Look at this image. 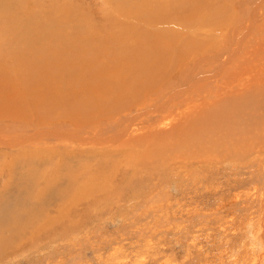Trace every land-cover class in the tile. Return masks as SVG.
Instances as JSON below:
<instances>
[{"label": "rangeland", "instance_id": "rangeland-1", "mask_svg": "<svg viewBox=\"0 0 264 264\" xmlns=\"http://www.w3.org/2000/svg\"><path fill=\"white\" fill-rule=\"evenodd\" d=\"M147 1L3 0L9 27L30 21L26 44L59 39L73 50L96 33L81 47L99 48L71 59V73L35 81L42 69L4 61L28 53L0 29V264H264L252 240L264 183V0H194L189 15L173 12L183 0ZM148 7L163 17L148 20ZM51 8L66 10L61 21H36ZM134 35L168 50L142 84L129 74L136 58L116 57L140 50ZM45 90L63 102L52 112L40 109ZM90 92L99 101L82 105Z\"/></svg>", "mask_w": 264, "mask_h": 264}, {"label": "bare ground", "instance_id": "bare-ground-1", "mask_svg": "<svg viewBox=\"0 0 264 264\" xmlns=\"http://www.w3.org/2000/svg\"><path fill=\"white\" fill-rule=\"evenodd\" d=\"M156 1V0H155ZM197 1V0H196ZM196 1H194V0H183L180 4H179V6H177V9H176V11H173V12H179V11H185L186 13H188V15H189V13L191 14V13H194L195 12V10H197L198 9V7H199V4L200 3H196ZM178 2H180V0H178L177 1V3ZM2 3H3V0H0V10H1V12H0V29L1 30H3L2 31V34L3 33H7V34H13L14 35V33L15 32H17L18 34H16V35H18V36H20L19 37V39H20V43H22V45H23V47L20 49V50H23L24 48V52L26 51V53H28V60H27V58H23V57H21V56H23V53H21V52H19V50H12L13 52H17V54H13L12 56H10V52H8V57H6L5 58V60L4 61H6V59L7 58H10L11 60H16V59H22L23 61H27V63H26V65L29 67V66H31V67H33L34 68V70H36V69H42V71H36L37 73H36V75L34 76V80L36 79V78H39V77H41V76H43V74L44 73H49L50 74V78L51 77H53L52 79H51V81H54L55 80V78H57L58 76H63V72L64 71H66V73L67 74H69V73H71V72H69L68 73V71L69 70H73V69H70L69 68V66H73V64H71V59H73L74 60V57L76 56V60L83 54V52L84 53H86V55L89 53V51H90V48H89V50H87V49H84V48H82L83 47V43H84V41L85 40H90V39H93L94 38V35L96 34V33H89V34H87L86 36H84V41H81V45H82V47H81V45L80 46H77V47H74V48H76V49H73L72 50V47H68L67 45H65L62 41V43H60V41H59V39L57 40V43H55L56 41L55 40H53L52 42H50V44L49 45H47V47H49V48H47V49H42V48H39L40 46H37V47H33V46H30L29 44H26V37L29 35V32H30V30H31V28L29 27L30 26V21H28V22H26V23H24L27 27H26V29L24 30V31H21L20 29H19V25L18 26H16V24H15V22H13L14 24H12L10 27L7 25V22L10 20V19H7L5 16H4V12H2ZM155 2L154 1H152V0H148L147 1V3H146V5H152V4H154ZM138 6H141V5H135V8L136 7H138ZM143 7V6H142ZM144 8V7H143ZM140 9V10H139ZM65 11L66 10H56L55 8H51L48 12H45V13H42V14H40L39 15V17H35V19H36V21H38L39 19H41L42 20V17H43V15L45 14L46 16H47V18H53V19H56V20H60L61 21V19H59L60 17H59V14L61 13V15H63L64 13H65ZM141 11V7H138V12H140ZM146 12L148 13V12H150L147 16V18H148V20H152V21H154V20H157V19H160V18H162L163 17V15H164V11L162 10V9H159V10H154V8H152V7H148V10H146ZM143 13V12H142ZM223 15H225V12H222V13H220V15H210L207 19L208 20H205V21H209V20H211V19H218L219 17H222ZM45 23H43V25H44ZM13 29V30H12ZM11 30H12V32H11ZM120 34H122V35H124V36H130L131 35V32H124V30H117ZM1 32V31H0ZM11 32V33H10ZM14 32V33H13ZM106 33L107 34H109V31H106ZM3 35V36H8L9 37V35ZM83 34H84V32H83ZM82 34V32H77V33H74V34H72V36H71V40H75V38H77L78 36V38L77 39H80V37L83 35ZM89 35V36H88ZM15 36V35H14ZM13 36V37H14ZM44 36V35H43ZM46 36V35H45ZM83 37V36H82ZM93 37V38H92ZM107 38V37H106ZM106 38H104V40H106ZM131 38H134L133 40H135L136 42H138L139 43V46H138V48H140V50H136L137 48H133L132 50H130V49H128V47L127 48H122L121 50L122 51H118V53L119 52H121V54L119 53V55H117L116 54V57L118 56V57H120L119 58V61H120V59L121 58H123V59H127V57H128V59H132V58H136V62L135 63H133L132 65H131V69L127 66V69L129 68L130 70H132V72H129V74L131 75V74H134V75H136L135 77L133 76V78H134V82H136L135 84H142V82H148L150 79H149V77L151 76V78H152V75H153V72L154 71H156V69L158 68V66L162 63V61H163V59H164V57L162 58V56H165V55H167L168 54V50H162V49H160V46L157 44V43H159V42H157V40H159V39H156V42L151 38V37H146V36H144V38H146V41L144 40V38H142V36L140 35V36H136V35H134V37H131ZM152 40H151V39ZM158 38V37H157ZM42 39V38H41ZM95 39V38H94ZM5 40V39H4ZM10 41V38L9 39H7V41ZM12 40V39H11ZM87 40V41H88ZM103 40V41H104ZM132 40V41H133ZM2 41H3V39H2ZM15 41H16V39H15ZM42 41V40H41ZM108 41V40H107ZM148 41V42H147ZM160 41V40H159ZM67 43H68V41H66ZM92 41H90V43H91ZM102 42V41H101ZM130 42V41H129ZM89 43V42H88ZM104 43H106L105 41H104ZM59 44V45H58ZM107 44V43H106ZM21 45V46H22ZM20 46V47H21ZM46 46V45H45ZM45 46L43 47V48H45ZM99 46V45H98ZM101 47V46H100ZM153 47H154V49H153ZM99 48V47H98ZM98 48H97V45L95 44L93 47H92V52H90L91 54H88L89 56L90 55H92V56H94L95 57V55H97L98 54ZM83 49L84 50H86V51H83ZM150 49H153L152 51L150 50ZM80 52V51H83V52H80V53H78V51ZM150 50V52L148 53V51ZM88 51V52H87ZM99 51H101V50H99ZM141 52V53H140ZM171 51H169V54H171L170 53ZM25 53V55H27ZM139 53V54H138ZM148 53V54H147ZM99 54H101L100 52H99ZM84 55V54H83ZM3 56V55H2ZM25 57V56H24ZM91 57V56H90ZM139 57L141 58V59H139ZM87 58V57H86ZM96 59V58H95ZM3 60V59H2ZM11 60H9V62L11 61ZM81 60V59H80ZM116 61H117V59H116ZM119 61H117V63L119 62ZM125 61V60H124ZM141 61H143V62H141ZM76 62V61H75ZM121 62H122V60H121ZM120 62V63H121ZM128 62V61H127ZM4 64V62L3 61H1V57H0V66H1V64ZM13 63V62H12ZM80 63V62H79ZM116 63V64H117ZM119 63V64H120ZM2 64V65H3ZM76 64V63H75ZM78 64V63H77ZM92 64V63H91ZM90 64V65H91ZM93 64H95V63H93ZM96 65V64H95ZM104 65V64H103ZM118 65V64H117ZM116 65V66H117ZM121 65H124V64H121ZM82 66H84V65H82ZM89 66V65H88ZM88 66L86 65V69H89L88 68ZM109 66V65H108ZM113 66V65H112ZM76 67V66H75ZM75 67H74V70H75ZM77 67H79V64H78V66ZM90 67V66H89ZM91 67H92V65H91ZM120 67H123V66H120ZM2 68V67H1ZM104 68V70H107L106 68H105V66L103 67ZM102 68V69H103ZM125 68V67H124ZM14 69V68H13ZM82 69V68H81ZM94 69V68H93ZM8 70V69H7ZM101 70V69H100ZM103 70V71H104ZM84 71V70H83ZM93 71V70H92ZM95 71V70H94ZM99 70L97 69V71H96V73L98 72ZM119 71V70H118ZM105 72V71H104ZM157 72V71H156ZM76 73V72H75ZM83 73V72H82ZM86 73H89L88 71H86ZM81 74V73H80ZM80 74H79V76H80ZM84 74H85V72H84ZM100 74H101V72L99 71L98 72V75L97 76H99L100 77ZM119 74H121V76L120 77H123L124 78V76H126L127 77V75L128 74H126L125 75V73L122 71V72H120ZM91 75H92V73H91ZM95 75V74H94ZM102 75V74H101ZM114 75V74H113ZM3 76V75H2ZM88 76V75H87ZM85 77V78H88L89 79V76L88 77ZM96 76V75H95ZM64 77H65V75H64ZM64 77H62V79L64 78ZM99 77H98V79H99ZM115 77V76H114ZM120 77H118V78H120ZM30 78H32V76L30 77ZM29 78V80H33V79H30ZM78 78V77H77ZM96 78V77H95ZM116 78V77H115ZM131 78V77H130ZM60 79H61V77H60ZM69 79V78H68ZM78 79H80V78H78ZM82 79V78H81ZM117 79V78H116ZM64 80H65V78H64ZM104 80V79H103ZM115 80V79H114ZM125 80V79H124ZM133 80V79H132ZM36 81V80H35ZM106 81H107V79H106ZM105 81V82H106ZM128 81V80H127ZM130 81V80H129ZM58 82H62V81H59V80H56L55 81V83H58ZM88 82V81H87ZM92 82V81H91ZM110 82V81H109ZM111 82H113V81H111ZM118 82H120V81H118ZM117 82V83H118ZM36 83H38V81L36 82ZM46 83V82H45ZM48 83V82H47ZM99 82H95V85H93V89L91 90V91H95V90H99V89H102V85L100 86V85H96V84H98ZM123 83V82H122ZM27 84V83H26ZM51 84V83H50ZM23 85V84H22ZM36 85V84H35ZM38 85H41L40 83L38 84ZM85 85V84H84ZM90 85V84H89ZM106 85H108V84H106ZM113 85V84H112ZM49 86V85H48ZM57 90L56 91H60V87H64L63 86V84H61V83H58L57 84ZM120 86V85H119ZM122 86V85H121ZM120 86V87H121ZM126 86V85H125ZM135 86V85H134ZM41 88H42V86H40ZM46 87H47V85H46ZM51 87L53 88L54 87V85H51ZM50 87V88H51ZM84 87V86H83ZM107 87V86H106ZM109 87V86H108ZM124 87V86H123ZM128 87H131V86H128ZM133 87V86H132ZM45 87H43V89H44ZM51 88V89H52ZM85 88H88V86L86 87L85 86ZM92 87H90V89H91ZM110 88V87H109ZM118 88V87H117ZM22 89V88H21ZM36 89V88H35ZM40 89V88H39ZM43 89H40V90H43ZM45 89H47V88H45ZM50 89V90H51ZM55 89V88H54ZM116 89V88H115ZM134 89V88H133ZM27 90V89H26ZM48 90V89H47ZM47 90H45L46 92H47V94H48V97H49V99L48 98H46L47 100H48V102L47 101H45V103H46V107H43V108H41L40 107V109H41V111H44V110H47V112L50 110L51 111V109L53 108V107H55V106H60L63 102H61V101H59V100H57V98L58 97H56V96H54V95H49L50 93H48V91ZM49 90V91H50ZM111 90V89H110ZM126 89H124V88H122V90H121V92H123V91H125ZM22 91V90H21ZM29 90H27V92H28ZM32 91H34V90H32ZM85 91H86V89H85ZM89 91V90H88ZM93 91V92H94ZM107 91V90H106ZM97 92V91H96ZM99 92V91H98ZM101 92V91H100ZM104 92V91H103ZM14 93V92H13ZM31 93V92H30ZM29 93V94H30ZM44 93L45 92H43V101H44V98H45V95H44ZM61 93V92H60ZM91 93V92H90ZM258 93H263L264 94V92H258L257 91V94ZM41 94V93H40ZM39 94V95H40ZM46 94V95H47ZM85 94V93H84ZM99 94V93H98ZM118 94H119V91H118ZM124 94V93H123ZM38 95V94H37ZM24 96V95H23ZM28 96V95H27ZM31 96V95H30ZM34 96H36V95H33V97ZM98 96V95H97ZM124 96V95H123ZM11 97H13V96H11ZM10 97V98H11ZM56 97V98H55ZM59 97H61V95H59ZM76 97V96H75ZM75 97H73V98H75ZM88 97V98H87ZM100 97V96H99ZM103 97V96H102ZM101 97V98H102ZM120 96H118V98H119ZM130 97V96H129ZM9 98V99H10ZM26 98V97H25ZM71 98V97H70ZM77 98V97H76ZM87 98V99H86ZM101 98H100V100H101ZM128 98V97H127ZM37 99V98H36ZM40 99V98H39ZM42 99V98H41ZM80 99H82V100H80ZM86 99V100H85ZM98 98L97 97H95L94 95H93V93H91V94H89V95H86V97H82L81 98V96L79 97V100H80V102L81 103H83L82 105H94V103L96 102V100H97ZM12 100V99H11ZM14 100V99H13ZM68 99L66 98L65 99V101H67ZM98 101H99V99H98ZM74 101H72L71 102V104L73 103ZM104 102V101H103ZM68 103V102H67ZM78 102H74V105L76 106V107H73V108H75L76 109V111H77V109L79 108V107H77V106H80L79 104H77ZM66 104V103H65ZM102 105V104H101ZM103 105H105V104H103ZM42 106V105H41ZM97 106L99 107L100 105H99V103H97ZM108 106V105H107ZM6 107V106H5ZM101 107V106H100ZM99 107V108H100ZM94 108V107H93ZM103 108V107H102ZM105 108H108V107H105ZM87 108H85V110H86ZM99 110V109H98ZM101 110V109H100ZM105 110H108V109H105ZM52 111H54V110H52ZM51 111V112H52ZM88 112H89V109L87 110ZM238 113L240 112V110H236ZM78 112V111H77ZM87 112V113H88ZM220 113L222 112V111H219ZM233 112V111H232ZM229 113V112H228ZM230 114V113H229ZM228 114V115H229ZM237 114V113H236ZM223 115H224V113H223ZM217 116H219V115H216V117ZM219 119V118H218ZM222 120V119H221ZM220 120V121H221ZM239 121V120H238ZM253 123V122H252ZM255 124V123H254ZM239 127L240 126H242V124L240 123V121H239V123L237 124ZM253 127V126H252ZM254 128H257V124H256V126H254ZM194 143V142H193ZM193 147V146H192ZM57 190V189H56ZM260 199H261V204H260V208H259V215H258V219H257V222H256V226L254 227L255 229H254V234H253V241H254V243H255V245H256V249H259V252L261 253V255L258 257V258H260V260H264V183H263V191H262V193H261V197H260ZM16 212H19L17 209H16V211H15V213ZM16 214H14V216H15ZM17 217V216H16ZM13 224V223H12ZM14 226V225H13ZM15 227V226H14ZM18 227V226H17ZM254 245V246H255ZM258 252V251H257ZM260 253H258V254H260ZM256 254V253H255ZM256 258V257H255ZM253 261H254V259H253ZM257 263V262H256Z\"/></svg>", "mask_w": 264, "mask_h": 264}]
</instances>
